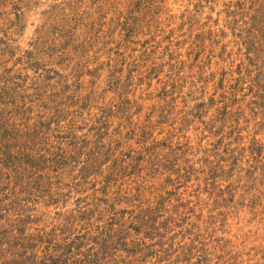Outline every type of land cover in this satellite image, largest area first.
Here are the masks:
<instances>
[{
    "label": "rangeland",
    "instance_id": "374dc122",
    "mask_svg": "<svg viewBox=\"0 0 264 264\" xmlns=\"http://www.w3.org/2000/svg\"><path fill=\"white\" fill-rule=\"evenodd\" d=\"M0 264H264V0H0Z\"/></svg>",
    "mask_w": 264,
    "mask_h": 264
}]
</instances>
